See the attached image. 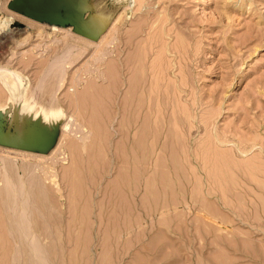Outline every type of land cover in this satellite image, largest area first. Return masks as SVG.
<instances>
[{"label":"rangeland","instance_id":"rangeland-1","mask_svg":"<svg viewBox=\"0 0 264 264\" xmlns=\"http://www.w3.org/2000/svg\"><path fill=\"white\" fill-rule=\"evenodd\" d=\"M104 1L93 43L0 29V72L64 114L43 160L0 144V264H264V0Z\"/></svg>","mask_w":264,"mask_h":264},{"label":"bare ground","instance_id":"bare-ground-1","mask_svg":"<svg viewBox=\"0 0 264 264\" xmlns=\"http://www.w3.org/2000/svg\"><path fill=\"white\" fill-rule=\"evenodd\" d=\"M4 1H2L3 3L0 4V6L6 7V4L8 3L9 0H7L6 3ZM100 3L98 2L97 6H96L97 7L96 8L97 14L100 17L99 18L100 20L98 19L97 22H99V24L104 26V25H106L108 23L109 20H111L109 25H108V27L105 30V32H106L110 28V26L112 25L113 14H115V13L112 12V11H107L104 8L103 3L102 4H100ZM7 12L9 13V15H7V16H1L2 14L0 15V29L9 31L12 28V27H10V25L13 24L14 17H16L13 13H16V12L12 11V10H10L8 8H7ZM21 16H23V15H21ZM35 22H38V21H35ZM50 30L57 32V31H59V26L52 24L51 27H50ZM102 35H101V37H102ZM77 38L80 39V40L83 39V37H81L80 35ZM100 38H99V40H100ZM99 40H97V41H99ZM113 40H111L112 43L114 42ZM89 42L93 43L95 41L89 39ZM91 43H89V44H91ZM22 44H23V42H22ZM89 44H88V46H89ZM111 45H114V44H111ZM72 48H71V50H72ZM97 48L99 49V48H101V46L97 45ZM70 51H67V53L65 52L66 54L63 57L60 56L61 58H59V59L56 57L57 59L56 60L54 59L56 62L53 65L52 68L53 69H58L59 68V70L63 71V69L65 67L64 64L66 62V58H69L71 56L70 55L71 54ZM101 51H102V49H100L99 52H101ZM106 52H107V54H106ZM106 52H105V54L108 55L109 54L108 51H106ZM110 52H111V50H110ZM104 57H105V55H104ZM0 78H1V80L3 82L9 84L8 87L11 88V92H12V95H13V103L15 104V105H13V103H12L11 109H10V107L8 108L10 110H8L6 108V111L3 110V109H2L3 111H0V144H9V145H11V147L16 148L17 150L23 151V152H19V153H23V157L24 158L32 157V159L33 158L35 159L37 157V155H33L34 157L30 156V154H31L30 152H34V151L25 150V148L28 149V148H31V147H38V148L39 147H41V148L45 147L47 145V143H49V141L51 140V137H52V134H53V131L55 130V128L57 126H61V124H63L64 114L62 112H56V110L54 109V107L56 106V104L53 103L54 100H52L51 103H47L49 105L48 106L49 108H47V109H45L46 107L45 108H41V111L39 113H37V110H35L36 112L33 111L34 105H37L36 104L37 103L36 102L37 95L35 93L37 91V89H36V91L35 90L29 91V92L25 91L26 95H24L23 86L17 83V81L20 82V79L12 71L0 72ZM141 109H142V107H141ZM1 117H4V119L7 120V125H8V127H7L8 129L7 130H3L2 127H1V124H2ZM69 126L71 127L70 123L69 122L66 123L64 130H69L68 129ZM62 130H63V128H62ZM24 151H27V152H24ZM15 152H17V151H15ZM36 154L44 155L46 153L36 152ZM40 158H41V160H43L42 159L43 157H39V159ZM39 159H37V160L39 161ZM18 160H14V158L13 159H9V160L4 161V164H6L7 162H10L15 167L16 172H19L20 176H22L23 175V174H21L22 163H26L27 164V161L19 162ZM30 164H28V165H30ZM32 165H33V167L35 165H37L38 167L43 168L46 164L41 163V162H36L35 164L33 163ZM12 175H13L12 172H9L7 169H5L3 183L6 186L8 185L9 189L12 188L13 190H15L16 184H14V182H13L14 178H13ZM16 181H17V179H16ZM24 181H25V179L22 180V185L24 184ZM23 190H25V189H23ZM23 208L25 210V207H23Z\"/></svg>","mask_w":264,"mask_h":264},{"label":"water","instance_id":"water-1","mask_svg":"<svg viewBox=\"0 0 264 264\" xmlns=\"http://www.w3.org/2000/svg\"><path fill=\"white\" fill-rule=\"evenodd\" d=\"M97 1L99 0H9L7 8L41 23L71 27L72 32L97 41L111 21L104 26L97 22L100 17L93 7ZM100 1L107 11L117 7L109 8L104 0ZM58 135L59 126L55 128L45 147H31L25 150L47 154L55 147Z\"/></svg>","mask_w":264,"mask_h":264}]
</instances>
